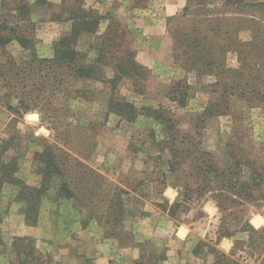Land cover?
<instances>
[{
	"label": "rangeland",
	"instance_id": "1",
	"mask_svg": "<svg viewBox=\"0 0 264 264\" xmlns=\"http://www.w3.org/2000/svg\"><path fill=\"white\" fill-rule=\"evenodd\" d=\"M14 1L20 0L4 5L0 0V35L18 34L29 42L24 49L12 39L21 47L14 54L0 45V192L11 185L5 195L14 196L30 233L10 240L0 234L7 264L29 250L37 260L25 264H49L35 241L41 197L49 190L60 202H70L83 223L95 222L105 238L129 248L132 264H214L215 259L229 264L219 254L228 255L234 239L247 240L241 228L245 219L255 229L264 228V198L238 207L243 209L238 219L236 214L218 219L208 194L170 215L167 209L182 200L186 178L181 168L169 171L167 134L151 115L165 109L179 133L213 154L219 166L228 163V152L244 155L251 166H264V0H182L184 7L162 24L150 21L145 8L161 14L166 1L171 6L181 0H22L27 5L22 14ZM81 8L87 12L78 14L84 20L98 19L91 26L95 31L62 39L70 36V17ZM40 18L70 22L58 33L61 26L41 24ZM3 20L7 28L1 27ZM41 36L52 38L49 58L36 53ZM192 36L223 55L216 59L219 68L185 67L184 57L193 51L184 39ZM70 48L78 53L72 64L52 61L57 49ZM128 51L146 71L134 79L118 73L112 81L116 62ZM78 65L85 69L83 77L74 74ZM109 71L111 78L105 76ZM211 105L214 112L204 115ZM35 176L41 180L38 187L25 179ZM162 182L166 186L159 192ZM62 183L75 198L65 196ZM43 186L35 199L32 188ZM9 204L0 200V220ZM219 225L234 235L213 243ZM253 239L254 251L245 245L235 249V257L242 255L247 264L264 260V231Z\"/></svg>",
	"mask_w": 264,
	"mask_h": 264
},
{
	"label": "trees",
	"instance_id": "2",
	"mask_svg": "<svg viewBox=\"0 0 264 264\" xmlns=\"http://www.w3.org/2000/svg\"><path fill=\"white\" fill-rule=\"evenodd\" d=\"M4 2H6V0H2L1 5H4ZM14 2V9L18 11L19 14H22L23 10L26 9V3L22 0L17 3L16 1ZM82 10L83 9L81 8L78 13L72 14L73 16H71L70 19L73 23L70 36L62 39L70 38L75 40L83 32L93 33L95 31L94 28L91 29V26L97 25L98 19L84 20L82 13L85 14L87 12ZM78 14L82 16H79ZM6 26L7 25L3 20L1 27L7 28ZM9 31L14 32V29L9 28ZM12 39H16L24 49L26 44L29 42L27 38L18 34L13 36L0 35V45L5 46ZM184 41V46L193 51L192 54H186L184 57L183 64L187 69H196L199 71L200 69H198V65L208 71H212L214 68H219V64H217L216 59L223 58V55H214L210 50H206V45L200 38H196V36L187 37ZM183 52L185 51L183 50ZM241 52V50H238V55H240ZM76 54L78 53L73 48L66 49V51L57 49L55 51V58L52 61H62V59H65L66 63L72 64L75 60ZM41 61L49 62L51 60L42 59ZM115 67L116 70L112 81L116 79L118 73L121 76L134 79L136 76H141V74L146 71V68L135 59L132 51L126 52L125 58L118 60ZM84 71V67L78 65L76 70H74V74L77 77H83ZM218 84H220V82L216 83V85ZM260 94L262 93L260 92ZM257 95H259V92H257ZM183 101L184 99L181 98L178 104L182 105L184 103ZM159 110L160 111L152 110V112L155 113L151 115V117L159 120L164 125V130L167 134V139L164 142L166 147L169 148L170 153V158L167 161L168 169L173 172L176 171L177 168H181L180 171L182 176L186 178L181 191L182 200L173 203L167 209L170 215H174L177 208L184 206L183 203H186L195 197L202 198L205 194H208L215 201L219 214H221L218 219H223L225 216L237 215L239 211L243 210L239 209L236 211L238 207L243 206L245 203L255 202L264 198V166H251L248 161L243 159L244 155H242L243 157H238L232 152H228V163L225 166H219L218 161L215 159L213 154L207 151H202L199 147H197L191 136H188L187 134L181 135L179 133V130L176 129L177 127L175 121L170 115L166 114L165 109L160 108ZM213 112L214 109L211 105L204 115ZM198 121L201 122V120ZM185 164H187V169L184 168ZM52 167L54 168L56 165L52 163ZM39 171L41 172L42 169H39ZM40 174L42 176V180L44 181V174L42 172ZM63 184L64 183L61 184V190L65 192V196L67 198H75V195L70 188ZM165 186V183L162 182V187L159 192H161ZM45 189L46 186H43L42 188H32V190L35 191V199L38 200V198L44 193ZM241 228H244L243 231L245 229L247 230V240H244L243 238L234 239L233 247L229 254H219L229 264H247L244 262V257L242 255H237V258L235 257L236 247H242L245 245V247L254 251L257 248V240L253 239V235H259L264 231V228L255 229L247 219H245ZM107 235H113V233ZM233 235L232 231L224 227L222 228V225H219L213 243H218L221 238L233 237ZM260 240H262V237H260ZM261 248L264 249V244ZM239 259H241V261ZM35 260H37L36 255L29 250L23 259H19V261L10 264H25L27 261L33 262ZM214 264H218L216 259ZM259 264H264V260H262Z\"/></svg>",
	"mask_w": 264,
	"mask_h": 264
},
{
	"label": "crops",
	"instance_id": "3",
	"mask_svg": "<svg viewBox=\"0 0 264 264\" xmlns=\"http://www.w3.org/2000/svg\"><path fill=\"white\" fill-rule=\"evenodd\" d=\"M49 1L56 4L60 0ZM184 5L185 2H182V0L176 2V4L171 3V6L166 1L162 8L163 13H152L151 10H148L149 8H145L144 12L149 11L147 17L151 18L150 21L162 24L166 16L179 12ZM146 21L148 20L146 19ZM38 22L41 24H57L61 26L57 31L60 33V30H66L70 21L63 20L60 22L50 18H40ZM40 38L42 40L36 42L37 55L44 58L51 57L53 52L51 47L52 38L48 39L45 36ZM151 38L156 39L158 37L151 36ZM18 46L11 41L3 48L14 54V52L17 53L21 49ZM11 48H13V51ZM105 74L107 78L113 76L110 71ZM0 117H2V114H0ZM25 179L27 183L35 184V187H38L41 183L39 176H35V179L32 177L31 182H29V179ZM10 187L11 185L4 184L0 192V200L3 198L8 201L11 200V204L7 206L9 213L0 220V234L7 240H10L13 236L30 233L29 229L21 224L22 218L18 214L19 204L12 200L14 196L11 195L10 198L9 195H5ZM2 204L3 202H1ZM39 208L38 225L35 227L36 248L49 256V264H132L135 256L132 251H129V248L121 247L118 239L105 238L103 230L95 222L83 223L79 211L73 209L68 201L60 202L54 190L47 191L41 197ZM225 240L227 239L225 238ZM3 251L5 254H0V264H7L6 246Z\"/></svg>",
	"mask_w": 264,
	"mask_h": 264
},
{
	"label": "bare ground",
	"instance_id": "4",
	"mask_svg": "<svg viewBox=\"0 0 264 264\" xmlns=\"http://www.w3.org/2000/svg\"><path fill=\"white\" fill-rule=\"evenodd\" d=\"M29 116L34 117L36 119V114L35 115L34 114L33 115H29Z\"/></svg>",
	"mask_w": 264,
	"mask_h": 264
}]
</instances>
